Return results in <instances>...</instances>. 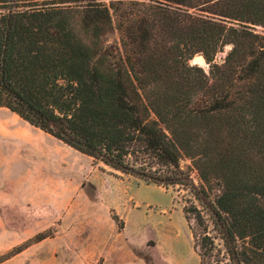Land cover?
Returning a JSON list of instances; mask_svg holds the SVG:
<instances>
[{
  "label": "trees",
  "instance_id": "16d2710c",
  "mask_svg": "<svg viewBox=\"0 0 264 264\" xmlns=\"http://www.w3.org/2000/svg\"><path fill=\"white\" fill-rule=\"evenodd\" d=\"M0 107L187 191L199 264H264V0H0Z\"/></svg>",
  "mask_w": 264,
  "mask_h": 264
},
{
  "label": "rangeland",
  "instance_id": "374dc122",
  "mask_svg": "<svg viewBox=\"0 0 264 264\" xmlns=\"http://www.w3.org/2000/svg\"><path fill=\"white\" fill-rule=\"evenodd\" d=\"M76 163L84 172L66 175ZM189 197L113 171L0 107V264H199Z\"/></svg>",
  "mask_w": 264,
  "mask_h": 264
},
{
  "label": "bare ground",
  "instance_id": "6f19581e",
  "mask_svg": "<svg viewBox=\"0 0 264 264\" xmlns=\"http://www.w3.org/2000/svg\"><path fill=\"white\" fill-rule=\"evenodd\" d=\"M196 61L200 64H205L204 59L201 56H197ZM76 172H78L79 174H82L84 172V167L79 163H76V165L72 166L70 170L67 169L66 175L70 173L69 176L72 177Z\"/></svg>",
  "mask_w": 264,
  "mask_h": 264
},
{
  "label": "crops",
  "instance_id": "0c3cea01",
  "mask_svg": "<svg viewBox=\"0 0 264 264\" xmlns=\"http://www.w3.org/2000/svg\"><path fill=\"white\" fill-rule=\"evenodd\" d=\"M125 245H126V247L128 248L129 247V244H128V239H125ZM120 260H121V262L123 263V262H128L129 261V254H128V252H127V254H124V255H121V257H120ZM144 263H146L145 262V260L143 261ZM84 264H88V263H86L85 261H84ZM102 264H109V263H107V261H105L104 263H102Z\"/></svg>",
  "mask_w": 264,
  "mask_h": 264
},
{
  "label": "water",
  "instance_id": "95a60500",
  "mask_svg": "<svg viewBox=\"0 0 264 264\" xmlns=\"http://www.w3.org/2000/svg\"><path fill=\"white\" fill-rule=\"evenodd\" d=\"M196 57H197V56H195V57L191 60V64H192V65H198V66H200L199 63L196 61Z\"/></svg>",
  "mask_w": 264,
  "mask_h": 264
}]
</instances>
